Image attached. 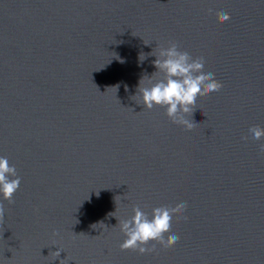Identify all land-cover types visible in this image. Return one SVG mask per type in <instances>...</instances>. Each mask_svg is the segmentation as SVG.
Returning <instances> with one entry per match:
<instances>
[{
  "label": "water",
  "instance_id": "water-1",
  "mask_svg": "<svg viewBox=\"0 0 264 264\" xmlns=\"http://www.w3.org/2000/svg\"><path fill=\"white\" fill-rule=\"evenodd\" d=\"M168 42L222 84L200 95L195 127L133 97L155 71L140 53ZM253 125L264 0H0V155L21 178L0 213V264H264ZM181 200L175 244L119 247L118 218Z\"/></svg>",
  "mask_w": 264,
  "mask_h": 264
},
{
  "label": "clouds",
  "instance_id": "clouds-1",
  "mask_svg": "<svg viewBox=\"0 0 264 264\" xmlns=\"http://www.w3.org/2000/svg\"><path fill=\"white\" fill-rule=\"evenodd\" d=\"M221 18L228 20L229 14L221 11ZM146 56H154L151 61L155 71L140 77L137 90L133 97L135 102L142 105L143 109L160 107L170 119L184 123L187 127H195L198 122L192 113L194 106L199 102L202 93L218 91L222 84L215 78V73L205 70L207 59L203 56L195 57L190 50L181 51L175 42H168L166 47L158 46L155 50L145 54L140 53L142 62ZM253 139L264 137V127L253 125L248 129ZM246 139V137H245ZM264 149V145H261ZM21 178L17 175L14 165L9 163L7 156L0 155V213L3 211V202H12L13 194L20 187ZM187 208V201L181 200L177 204H158L154 214L141 210L140 207L132 208V216L128 219H119L118 226L124 235L119 247L122 250L132 249L144 253L156 247L151 243L157 239L166 244H175L179 234L173 230L177 213H182ZM187 219V217H182ZM61 250L57 248L55 256ZM64 264V259L60 262Z\"/></svg>",
  "mask_w": 264,
  "mask_h": 264
}]
</instances>
